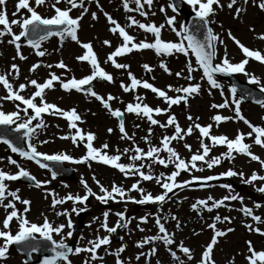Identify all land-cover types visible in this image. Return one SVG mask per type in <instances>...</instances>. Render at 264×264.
I'll list each match as a JSON object with an SVG mask.
<instances>
[{"label":"snow or ice","instance_id":"obj_1","mask_svg":"<svg viewBox=\"0 0 264 264\" xmlns=\"http://www.w3.org/2000/svg\"><path fill=\"white\" fill-rule=\"evenodd\" d=\"M89 2H95L97 8H100L99 0H89ZM184 3L191 6L194 12V26H189L186 23H181L179 27L175 24V16H167L164 6H161L159 11L165 14V21L160 25H156L153 22L142 23L137 20L133 15L126 17L127 24L122 26L116 19H114L107 12H103L106 22L109 24L108 31L117 35L120 42L105 58L104 63L111 65L116 70H123L129 83L125 84L123 81L119 82V88L124 93L130 91L135 93L137 88L149 90L155 95V97L161 100L166 106L161 108L159 106L151 107L144 102L142 95H134L133 101L125 104L123 111L120 108H113L111 102L117 101L123 103L119 97L113 96L111 93L101 95L94 90L93 81L107 82L108 84L115 83L113 75L104 70L101 67L96 53L93 50L91 41L82 42L78 37V30L80 28V20L84 14L88 12V8L85 7V0H52L51 4H48V0H16L14 7L15 11L11 14L12 19L9 20L6 9V0H0V38L9 37L7 43L14 46L16 55L12 57L15 60L17 57L20 60L26 59L21 54V41L22 38L26 42L27 46L34 50L37 57H44L47 55V50L42 48V42L48 40L50 37H57L59 43L62 46L66 39H70L75 42L83 51L82 54L77 55L75 60L78 63H87L90 72L88 75H84L81 78L73 76H66L65 73H71V69L64 63L63 60L53 64L42 65L40 62L34 63L30 66L29 72L36 71L39 67L43 66L48 69L53 67L62 70L61 75H56L54 72H49L48 77L43 82H37L36 79L28 80L26 78L25 83H20L14 88L13 84L9 81L8 76L11 75L14 78L19 77V67L17 64L12 63L9 67V71L6 74H0V85L6 91L4 96H0V101H11L15 104L16 110L5 112L0 110V126H5L6 129L21 133L19 137L26 144L25 147L17 146L11 139L8 138L7 132L0 133V142L7 146L12 153L18 154L19 157L24 160L35 163L40 169H45L50 173V179L37 180L26 168L22 167L17 160L12 159L11 156L7 157V163L17 168L15 173H9L0 169V208H3L5 215L0 220V261L8 258L9 248L13 245L19 246V250L26 254V259L22 261V264H29V260L34 253L40 252L41 249H45L49 252V255H44L40 259L39 264H72L71 256H79L81 253L87 254L82 261V264H94V262H102L103 256L98 254V250L104 247V251L107 255L115 257V264H126L121 259V254L125 251L126 245L117 247L114 251L109 252L108 246H110V236L117 232L118 228H127L129 219L126 217L124 211L114 213L118 219L113 226H109L108 217L110 215L109 210H105L101 217H94L93 222L100 220L99 228L103 229L106 233L103 236L97 234L94 239H89L85 246L79 245L72 247L69 246L66 241L73 237V221L71 216L73 214H79L86 210V201L89 197H94L96 201L101 204H107L109 201H124L131 200L136 204H156L161 205L169 198V193H172L174 189L184 188L190 185L193 181H211L218 179L216 176L198 177L191 176L190 180L178 181L177 177L180 173L195 171H203V167H198L197 162L206 166L208 169H212L214 166L221 164L222 160L227 159L231 161L234 159L233 153L242 154L250 158L252 161H256L260 164L261 169H264V160H261L259 156L253 154L250 149L252 145L245 143L246 137L252 138V144L264 149V127L260 125H253L248 119L241 113L240 105L245 99L248 93L242 94L237 98L238 89L235 85L229 87V98H225L220 104L210 105L213 109H225L232 107L234 116H224L220 114L213 115L211 120L215 125H219L222 122L229 120L242 121L250 131L245 133L239 132L234 138L229 139L226 135H213L211 129L213 124L201 126L199 123L192 122L186 128H181L174 114L170 112L173 105H181L183 103L187 107V103L190 97L198 95L201 90V84L199 82L191 83L194 79L193 73L199 71L201 73L200 80L205 81L209 86V95H211V89L220 90L221 96L224 95L222 85L218 83L216 74H223L230 76L232 74H243L247 78V82L251 85L259 87V91L264 93V85H261L259 77L254 74H250L246 71L245 66L249 63V59H252L260 64L264 65V54L260 50H250L243 45L238 39L232 36L231 32L227 33L229 39L238 47L242 53L244 59L237 63H232L228 58L226 46L223 55L220 56L217 61V43L223 45L224 41L220 38L219 34L213 32V29L209 26L212 21L210 17L215 15V8H222L225 5L220 4V0H183ZM237 0H228L227 8L233 9ZM63 3L65 7L62 9L58 5ZM122 8L126 13H138L141 17L147 18L149 12L145 11V6L149 9L153 4V0H121ZM130 3L135 7H130ZM243 3L247 4L248 0H243ZM256 4V0H253ZM47 5L53 12L50 16H42L36 9ZM262 11H264V0H259L256 4ZM173 13L177 12L175 0H170L167 5ZM74 9H79L80 13L76 17H72L70 13ZM21 10L27 13V15H20L17 18V14L21 13ZM101 11H103L101 9ZM244 9L236 7L234 9V18L238 17ZM155 15V13H151ZM92 20L97 19L95 12L91 13ZM12 26H18L19 31L14 32ZM167 28L178 37L176 41H165L162 39V29ZM138 28L143 33L151 34L152 41L146 39L136 41V38L129 34L126 29ZM253 31V29H249ZM197 33H200V38ZM260 40H264V34H260L258 37ZM3 40L0 39V43ZM102 44L106 47H111V42L107 39L102 41ZM143 50H152L158 57L171 56L174 54H182L187 59L185 68L181 71L172 73L167 67L163 59L160 60L158 67L168 75H175L177 78H183L188 81L186 86H172L167 85L164 89L155 87L153 83L148 80L138 79L129 69L130 65L127 63L117 62V58L123 57L133 51L140 52ZM191 57H194V64ZM195 65V66H194ZM146 73L151 74L153 68L145 63L141 66ZM154 80L155 77H152ZM54 82L59 84V87L66 93L75 91L76 93H83L87 97L93 98L100 103V105L107 111V113L118 121V131L120 133V139L129 141L132 145L130 148H125L122 151L115 149V154H108V144L103 143L99 148L94 147L93 141L96 136L93 132H84L78 127L77 122H83L80 114L76 109L70 108L64 110L53 103L46 102L45 92L46 90H53ZM31 87L34 90L28 97H25L21 93L26 88ZM173 92L176 95L170 96L168 93ZM38 98V103H37ZM18 102V103H16ZM261 108H264V100H255ZM31 110L32 115H29ZM23 113V117L21 116ZM133 114L137 118L146 120L149 124L147 129V135L141 137V140L147 145V150L139 147L135 143V133L129 135L125 128V114ZM43 114L59 116L67 121L69 129H74V134L69 136H62L61 139H70L74 146L83 144L85 148V154L79 158L65 153L58 152L54 154H48L38 151V144H46L49 141L40 140L37 143H33L32 140L36 136L39 129L47 127L44 122ZM167 114L166 120L162 123L155 116H163ZM188 121H193L191 115L186 117ZM198 119V118H197ZM264 121V117H261ZM33 121H36L33 124ZM14 126V127H12ZM152 126H158L161 129H168L171 127L173 132L171 135H163L158 145H153L150 140L152 134ZM135 128H139L138 124L134 125ZM112 128H108L107 132L111 133ZM194 131L198 132L199 148L196 152H192L191 145L183 143V147L189 152V158L185 160L181 158L180 154L174 147L170 146L173 141L183 142L185 137L190 136ZM205 138L208 143H205ZM216 146H225L226 151L219 156H211L210 152ZM161 152L166 153V157L161 155ZM131 153V154H129ZM127 156L129 163H121V157ZM2 159V158H0ZM91 161L101 163L109 166L115 170H118L126 178L129 176L138 177L136 182L132 183L130 188L124 189L123 186H118L113 182L109 188L104 187L99 180L92 177L93 181L98 187L99 194L94 192L88 183L83 179L80 180V184L83 187L84 194L66 193L64 196H59L55 191L47 189L45 186L51 183V180H55L58 171L54 170L47 162H55L57 164L63 162H70L73 164H85ZM173 165V170L169 174L163 172L157 174L153 173V167L155 165H161L168 168L169 165ZM90 166V164H89ZM239 175L242 182L245 184H252L255 181L264 182V175H258L253 171L251 175L244 179L243 172H235L231 168L219 174L223 177H232ZM20 179H26L32 182V185L37 189H44L45 199L51 197L50 208L55 211L58 205H64L67 202L72 203V208H64L60 211H55L56 216L65 217V223L53 225L46 216L43 217L42 223L31 222L26 213L30 211L31 201L28 199H21L18 195L19 189L10 190L6 182L17 181ZM141 181H153L158 185L162 192L157 195H152L147 192L143 187H140ZM67 187V185H63ZM210 186L204 183L200 184V187ZM220 187L231 190V185L222 184ZM135 191L140 194V198L137 199L132 196H126L127 192ZM257 192L264 193V183L260 187L256 188ZM9 197L11 199H9ZM7 200V203H5ZM240 201L243 204V197L238 194H229L221 199H214L212 196H208L206 199H198L191 204V209L197 211L206 210L212 212L213 209L225 207L226 201ZM209 201L211 203L209 204ZM16 202H19L23 206L22 211L17 209ZM179 203V201H177ZM79 204L81 207L77 208ZM262 205L256 203L255 208H260ZM245 217H250L251 221L256 224L264 223V220L259 215H255L253 208L242 206L239 209ZM154 224L158 229L156 235L145 237L143 240L136 242L135 247L143 249L147 244H154L156 241H161L165 249L169 252L173 261L177 264H184V261L177 255V251H173L170 246L174 245L173 234L169 233L165 227V223L161 222L160 215H154ZM176 221V227L179 228V221L175 216L170 217ZM168 217H164L166 221ZM148 216H142L139 218L137 228L139 231H144L140 227V223H147ZM15 221L16 231L13 233L11 230V224ZM231 223L229 217L224 216L221 218L219 215L213 218V222L208 224L207 227L212 230L213 235L207 245L203 248L200 259L197 264H215L212 259V252L214 246L218 243V238L224 237L228 232H232L234 229L227 228L225 230H218L216 228L217 222ZM91 227V225H89ZM244 227L249 231L264 237V230L259 227H255L253 224H244ZM65 229L67 231L65 232ZM195 234V233H194ZM54 236H58L59 240ZM83 239V237H80ZM248 255L245 256L247 264H264V250H256L252 244V241H246ZM179 252L183 253L189 261L193 259L191 250L184 246L181 241L177 246ZM156 247L153 246L149 252L141 251L135 259L138 261L141 256L145 257V264H148V258L155 255ZM157 264H160L157 261ZM232 264V262H229Z\"/></svg>","mask_w":264,"mask_h":264},{"label":"rangeland","instance_id":"obj_2","mask_svg":"<svg viewBox=\"0 0 264 264\" xmlns=\"http://www.w3.org/2000/svg\"><path fill=\"white\" fill-rule=\"evenodd\" d=\"M170 0H153V4L149 9L145 6V11L149 12L147 18L141 17L138 13H133L132 15L142 23H149L153 22L157 26L164 23L165 21V14H162L159 9L161 6H164L165 13L167 16H175V24L177 27L181 23H183L184 16L181 13L175 12L167 7ZM52 0H48V4H51ZM228 0H220L221 5H225L222 8H216L215 5L213 7L215 10V15L211 16L209 19L212 21L211 27L213 32L219 34L220 38L223 39V45L217 43V61L219 60L220 56L223 55V52L227 50L228 58L232 63H237L244 59L242 53L238 49V47L233 43L231 39H229L227 33L230 31L232 36L238 39L243 45L248 47L250 50H260L262 54H264V40H260L257 37L260 34H264V11H262L256 4L259 3V0H256V4L253 3V0H248V3H243V0H237L236 5L233 6V9H229L226 7ZM186 4V3H185ZM100 8H97L95 2H89L86 0L85 7L88 8V12L84 14L83 20L80 21V28L78 30V37L82 42H89L91 41L93 50L97 55V58L100 62L102 68L105 71L111 73L113 76L119 74L121 81L125 84L129 83L127 79V75L123 70H116L111 67L110 63L105 64L104 60L106 56L113 51V49L117 46L120 42L117 35L111 34L109 29V24L106 22V18L103 15V12H107L111 15L114 19H116L122 26H126L127 19L126 12L122 8L121 0H99ZM62 9L65 7L63 3L58 5ZM187 8L192 10L191 6L187 5ZM130 7H135L130 4ZM236 7H240L244 9L240 13V15L234 18V9ZM101 9L103 11H101ZM42 16H50L47 13H51V9L47 7V5L43 7H38L36 9ZM14 12V11H13ZM95 12L97 15L96 20H92L91 13ZM71 13H73V17L79 15L80 10L74 9ZM151 13H155L152 15ZM27 15L24 10L21 13L17 14V18L20 15ZM10 20V19H9ZM14 32H18V26H12ZM135 28V27H134ZM130 28L126 29L129 34L133 35L136 38V41L146 39L147 41H152L153 37L151 34L147 36V38L138 37V30L137 28ZM249 29H253L250 31ZM145 34V33H144ZM109 40L111 42V47H106L102 44L103 40ZM162 39L165 41H176L178 40L174 33H172L167 26L162 29ZM42 48L47 50V55L44 57H37L34 53V50L31 49L24 40L21 41V54L26 57L24 60H20L18 57L13 60L12 57L16 55L14 46L9 45L8 49H5L4 55L0 58V74H6L9 71V67L12 63H15L19 67V77L14 78L13 76L9 75L8 79L13 84L14 88L17 87L20 83H25L26 78L28 80L36 79L37 82H43L47 77L49 72H54L56 75H61L62 70L57 69L55 67L48 69L46 67H39L34 72H29V68L32 64L40 62L42 65L45 64H55L60 60H63L64 63L70 68L72 71L71 73H65L66 76H75L76 78H81L84 75H88L90 72L89 66L87 63H78L75 60L77 55L82 54V49L75 43L69 39H66L61 46L59 43V39L57 37H51L48 40L42 42ZM163 59L167 65V67L171 70L172 73L177 71H181L185 68V64L188 58L183 56L182 54H174L171 56H156L152 50H143L140 52L133 51L130 54H127L123 57L117 58V62L119 63H127L130 65V71L141 80H148L150 83H153L155 87L164 89L167 85L172 86H186L188 81L183 78H177L175 75H168L164 73L159 67L160 60ZM194 64V57H191ZM149 64L153 68V72L151 74L146 73L143 68L141 67L143 64ZM195 66V65H194ZM246 71L250 74H254L255 76L259 77L261 85H264V65L260 64L259 62L255 61L254 67H251L249 70L248 68ZM201 73L199 71L193 73V81L191 83L199 82L201 84V90L198 95L194 97H190L187 103V107L183 103L181 105H173L170 109V112L175 115L178 123L180 124L181 128H186L190 123L195 122L199 123L201 126L213 124L211 129V134L213 135H226L229 139H232L237 134V130L241 133H247L248 127L242 122H235L229 125L226 122L220 123L218 126L211 120V117L216 114H226L229 111L234 114L232 111V107L225 108V109H213L210 107L212 104H220L223 102L225 98H229V84L217 79L218 83L222 85L224 95L221 96L220 90L218 89H211V95H209V86L206 84L205 81L200 80ZM152 77H155L153 80ZM240 79L247 81V78L240 74ZM94 90L97 91L101 95H106L111 93L113 96H117L120 98L123 103H119L117 101H112L113 108H120L122 111L124 109V104L129 102H134L133 97L134 95H142L145 99L144 102L147 103L151 107L159 106L161 108L165 107L166 105L159 99H157L153 93L149 90L145 89H136L135 93L129 92L128 94L122 93V90L119 88V84H108L107 82H97L93 81ZM256 86V85H255ZM258 87V86H256ZM34 89L28 87L25 89L22 95L28 97ZM143 91H148L147 93H142ZM6 94L5 89H1L0 87V96H4ZM170 96L176 95L173 92L168 93ZM238 98V96H237ZM45 100L46 102L53 103L58 107L68 110L70 108H75L78 114H80L82 118V123L77 122L78 127L81 128L84 132H93L96 136V139L93 141L94 147L99 148L103 143L108 144L107 152L108 154H115V149H120L122 144V148L125 145V148H129L131 143L126 140H121L120 133L118 131V121L111 117L105 109L99 110L98 103L95 99L87 97L83 93H76L75 91H71L70 93L64 92L60 87L59 84L54 82L53 90H46L45 92ZM38 103V98H37ZM241 113L248 119L253 125H260L264 127V121L261 120V117H264V108H261L259 105H254L250 103H245L242 101L240 105ZM0 110L5 112H10L16 110L15 104L11 101H0ZM29 115H32L31 110ZM102 114H105L102 115ZM191 115L193 121H188L186 117ZM22 116V113H21ZM167 114L163 116H155L156 119H159L162 123L166 120ZM23 117V116H22ZM198 118V119H197ZM43 119L47 127L41 128L38 130L36 136L33 138L32 142L37 143L40 140H47L49 141L46 144H38V151L54 154L58 152H65L63 151L64 148L67 149H79L82 144L79 146H74L71 143L70 139H61L62 136H69L74 134L75 130L71 129L70 133L66 129L67 121L59 116H52L43 114ZM125 128L129 135L135 133V143L141 148L147 150V145L140 139L137 138L141 135L144 137L147 135L148 125H144L142 119L137 118L133 114H125ZM35 124V123H33ZM138 124L139 128H135L134 125ZM108 128H112L113 131L111 133L107 132ZM173 129L168 131V135H171ZM198 135V132H196ZM206 139V138H205ZM150 140H152L150 136ZM124 142V143H122ZM197 142V138L195 136L185 137L183 142L173 141L170 146L174 147L175 150L180 154L181 158L185 157L183 154L188 153V151L182 146L183 143H187L191 145V147L195 146ZM245 143L252 145L250 151L259 156L261 160H264V149L260 148L252 144V138L246 137L244 140ZM153 145H158L156 142H151ZM205 143H208L206 140ZM63 148V149H62ZM226 148L225 146H216L210 152V156H219L222 150ZM198 148H192V152H196ZM84 151H81L82 156L85 154ZM131 154V153H130ZM11 156L12 159L17 160V162L24 168H26L33 176L36 177L37 180H46L50 179V173L45 169H40L35 163L31 161L24 160L23 158L19 157L18 154L12 153L10 149L7 148L6 145L0 143V169L7 171L9 173H15L17 168L13 165H9L7 163V157ZM78 157V158H79ZM186 160V159H185ZM121 163H128L127 156H122ZM66 165H71L73 163L65 162ZM90 164V166H89ZM223 166L218 171L222 173L229 168L233 171L243 172L244 175L250 176L253 171L257 172L260 175V171L263 170L260 167V164L256 161L250 160L249 157L237 154L234 159L231 161L227 160L225 163H222ZM157 168V167H156ZM165 169V168H164ZM168 169L171 171L173 170V165H171ZM261 169V170H260ZM76 170V178L75 180H68L66 178H56L55 180H51V183L46 185L47 189L55 191L59 196H64L66 193H73V194H84L83 187L80 184V180L83 179L92 188L94 192L99 194V190L95 182L93 181L92 177L95 176L97 180L100 181L104 187L109 188L110 185L115 182L118 186H126V183L131 181V179L135 178V176L125 177L121 174L118 170H115L109 166L103 165L101 163H97L95 161H91L86 164H77L75 165ZM117 171V172H116ZM264 171V170H263ZM113 172V173H111ZM153 173L155 174V169H153ZM188 172H181V174H187ZM117 174V178L115 175ZM191 174H197V171L192 170ZM263 175V173H262ZM194 176V175H193ZM212 176V175H210ZM191 177L182 179L179 181L190 180ZM136 181H132L134 183ZM10 190L19 189L18 195L21 199H28L31 201L30 204V211L26 213L27 218L31 221L36 223V218L40 220L42 223L43 211L46 205H49L51 201V197L45 199V192L44 189H37L34 186H28L19 181H11L6 182ZM148 188L147 192H152L154 187L156 188V184L153 181H147ZM198 183V181H197ZM204 183L205 187H200V184ZM222 184H229L233 185L232 183L226 181L223 176H219L218 181L216 182H208V181H200L198 184H194L192 186L195 187L194 193L187 195L184 197L181 194H178L177 197L174 196L173 199L168 200L167 206L165 209L169 214L175 216L178 221H181L182 215L187 208H191V204H193L198 199H206L208 196H212L214 199L219 197L220 199L223 197L219 194H216V190L214 188L218 185ZM63 185H67L64 187ZM190 187L189 185L184 188H179L181 190H186ZM235 189V186H234ZM131 195H135V192H130ZM238 194V193H233ZM262 194V193H260ZM249 194L243 196V204H245L244 200L246 197L249 198ZM263 195V194H262ZM261 196V195H259ZM9 199H11L9 197ZM179 201V203H177ZM233 201V200H232ZM232 201H226L225 207H220L217 209L216 213L209 214V218H207L203 224L195 228H185L183 230L184 233L181 231L178 236L176 235L175 231L172 230L171 234H173L174 245L170 246L173 251H177V255L180 257L184 263L187 264H197V261L200 259L201 253L203 248L207 245L210 241L213 232L211 229L207 227L208 224L213 222V218L219 215L221 218L227 216L230 218L231 223L228 222H217L216 228L218 230H225L227 228L234 229L232 232H228L224 237L218 238V243L214 246L212 252V259L215 261V264H247L245 256L248 255L247 252V245L246 241H252V244L256 250H264V237L259 236L256 233L249 232L245 227L244 224H253L255 227H259L264 230V227L261 224H256L255 222L251 221V218L248 217L245 219L244 215L240 214L235 207L241 204L240 201H236L235 203H231ZM258 201L260 203L264 202V197L259 198ZM118 201H109L107 204H101L95 200L94 197H90L88 201H86V210L85 212H80L78 215L73 214L71 219L73 221V238L68 239L66 242L72 243L74 246H85L89 239H94L97 234L100 236L105 235L103 229L99 230L97 233V229L99 228L100 220H96L93 222L94 217H101L102 213L105 210L110 211V215L108 217V224L109 226H113L118 217L114 215V213L119 211H124L126 217L129 219L128 227L125 228H118L116 233H113L110 236V246H108V251L112 252L117 247L126 245L125 251L121 254V259H123L126 264H145V257L141 256L140 259L137 261L135 256L141 252H149V250L155 246L156 253L153 256L148 258V264L153 260L154 262L160 261L161 264L165 263V258H171L169 252L165 249L163 243L161 241H156L154 244H147L141 248L135 247L136 242L143 240L145 237L154 235V231L158 230L154 224V215H156L155 204L147 205V207L139 206L136 208V212L134 209H130L132 205L135 203H131V205H123L117 204ZM7 203V200H5ZM60 209H71L72 203L67 202L64 205H58ZM17 209H23V206L16 202ZM77 208L81 207V205L77 204ZM127 211V212H126ZM201 211V210H200ZM199 214L197 211L192 210V213L195 215L202 216L204 212H200ZM153 212V214H152ZM253 212L255 215H259L262 220H264V207L255 208L253 207ZM5 215V211L3 208H0V220L3 219ZM148 216L147 223H140V227L144 229V231H139L137 228V224L139 223V218L142 216ZM153 215V216H152ZM158 215V214H157ZM81 216L84 217V226L79 224V220ZM240 220V225H236L235 220ZM65 223V218H64ZM162 222V218H161ZM91 225V227H89ZM11 230L13 233L16 231V223L15 221L11 224ZM205 230V231H204ZM67 229L65 230V232ZM195 233V234H194ZM116 236L118 239H116ZM181 236V237H180ZM80 237H83L81 239ZM57 240H59L58 236H55ZM75 240L73 242L72 240ZM183 242L184 246L188 247L191 250L193 259L189 261L187 257L184 256L183 253L179 252L177 249V245L180 242ZM98 254L103 256L102 262H94V264H115V257L112 255H107L104 251V247L98 250ZM8 258L6 260L0 261V264H22L23 258L20 254H18L12 247L9 248L8 251ZM87 254L81 253L79 256H71L70 259L72 264H82L85 256ZM166 256V257H165ZM165 257V258H164ZM150 259V261H149ZM189 263H188V262ZM177 263V262H176Z\"/></svg>","mask_w":264,"mask_h":264},{"label":"bare ground","instance_id":"obj_3","mask_svg":"<svg viewBox=\"0 0 264 264\" xmlns=\"http://www.w3.org/2000/svg\"><path fill=\"white\" fill-rule=\"evenodd\" d=\"M15 2H16V0H6V9H7V13H8V18L11 20L13 17H12V13H13V11H15V7H14V4H15ZM85 2H86V0H85ZM22 11V10H21ZM19 14V13H18ZM47 14H53V12H52V10H51V13H47ZM71 15L73 14V13H70ZM81 20H83V18L81 19ZM80 23V22H79ZM9 37H3V38H0V39H2L3 40V42L2 43H0V58L4 55V53L6 52L5 51V49H8V46H9V44L6 42L7 41V39H8ZM254 64H255V61L254 60H252V59H249V63L245 66V68L247 69L248 68V70L251 68V67H254ZM121 73V72H120ZM120 73L119 74H116V76H113L114 77V79H115V83H113V85L114 84H119V82L121 81V77H120ZM238 76V75H237ZM0 87H1V89H4L3 88V86L2 85H0ZM138 89H140V88H138ZM141 92L142 93H147L148 91H143V90H141ZM122 93H124L123 91H122ZM126 94H128V93H126ZM13 103V102H12ZM16 103H18V102H16ZM97 103H98V109L99 110H101V109H103V107L100 105V103L97 101ZM124 107H125V104H124ZM29 114H30V111H29ZM127 114V113H126ZM102 115H104L105 116V114H102ZM222 115H224V116H234V114H232V112L231 111H229L227 114H222ZM22 116H23V113H22ZM235 122H239L238 120H229V121H227L226 123H228L229 125H231V124H233V123H235ZM33 123H35V121H33ZM143 124L144 125H148L149 126V124H148V122L146 121V120H144L143 121ZM66 129L68 130V132H70L71 131V129H69L68 128V126L66 125ZM172 128L171 127H169L168 129H161V128H159L158 126H152V134H151V138H152V140H151V142H156V143H158V141H159V139L163 136V135H168V131L169 130H171ZM249 131H250V129H248ZM248 131V132H249ZM196 132L197 131H194L193 133H192V136H195L196 138H197V142H196V144H195V146H193V147H191V149L192 148H199V143H198V135H196ZM140 139H141V135L137 138V140L138 141H140ZM206 140L207 139H205V142H206ZM129 142V141H128ZM122 143H124V142H122ZM130 147H132V145H130ZM129 147V148H130ZM123 149H125V145H124V147H123ZM64 150H65V152H67L69 155H71V156H73V157H77L79 154H80V152L79 151H77V150H75V149H67V148H64ZM63 150V151H64ZM226 151V148H224L223 150H222V152L221 153H223V152H225ZM220 153V154H221ZM130 154V153H129ZM161 155L162 156H165L166 157V153H164V152H161ZM189 152L188 153H185V154H183V156L185 157V159L187 160L188 158H189ZM233 155H234V157L237 155L236 153H233ZM211 157V156H210ZM227 161V159H224V160H222V163H225ZM127 162L129 163L130 161L128 160V157H127ZM197 165H198V167H203V171H197V173L200 175V176H205V177H207V176H209V175H219L220 173L218 172V171H214V170H219L222 166H223V164H219V165H216V166H214L212 169L213 170H210V169H208L206 166H204V165H202L200 162H197ZM171 166V164L169 165V167ZM157 167V168H156ZM168 167V168H169ZM165 167H163V166H161V165H155L154 167H153V169H155V174H159V173H161V172H163V173H165L166 175H167V172L169 171V169L168 168H165ZM261 170V169H260ZM264 170V169H263ZM263 170H261L260 171V175H262V173H263V175H264V171ZM117 172V171H116ZM111 173H113V172H111ZM237 173H238V171H237ZM181 175H179L177 178H179ZM115 177L117 178V174L115 175ZM244 179H247L248 178V176H246V175H244V177H243ZM138 179V177H135V178H133V179H131V181H129V182H127L126 183V186L124 187V189H128V188H130V186H131V184H132V181H136ZM225 180L226 181H228V182H230V183H232L233 185H232V187H231V190H228V189H225V188H223V187H220V185H218L217 186V188L215 187L214 188V190H216V194H219V195H221V196H226V195H229V194H233V193H238V195L239 196H241V197H243L244 195H246V194H249L248 196H249V198L248 197H246L245 198V200H244V202H245V204H239V205H237L236 207H235V210H237L240 214H242L243 215V213L242 212H240L239 211V209L242 207V206H247V207H249V208H253L254 207V205L256 204V203H259V204H261L262 206L261 207H264V202H262V203H260L259 201H258V199L259 198H263L264 197V193H262V194H260V192H257L256 191V188H258V187H260L261 186V184L262 183H264V182H262V181H255V182H253L252 184H245V183H243L242 182V179H241V177L239 176V175H237V176H232V177H225ZM212 181H216V179H214V180H212ZM140 187H143L145 190H147V188H148V183H147V181H141V184L139 185ZM234 186H235V189H234ZM133 192H135V191H133ZM152 192H153V195H157V194H159L160 192H162V189L158 186V185H156V188L154 187V189H152ZM136 193V195L137 196H140V194L139 193H137V192H135ZM192 193H194V190L193 189H190V190H181L180 191V194L182 195V196H184V197H186L187 195H189V194H192ZM259 195H261V196H259ZM216 199H220L219 197H217ZM236 202V200H233L231 203L233 204V203H235ZM211 203V201H209V204ZM49 205H50V203H49ZM49 205H46V207H45V209H44V211H43V215H45L47 218H48V220L55 226V225H58V224H61V223H64V218L65 217H63V216H56L55 215V211H60V210H62V209H60L59 208V206H57V208L55 209V211L53 210V209H51L50 208V206ZM164 205H165V203L163 202L162 204H161V208L163 209V207H164ZM234 205V204H233ZM192 210H190L189 208H187L185 211H184V213H183V215H182V218H181V223H180V225H179V228H177L176 227V221H174V220H172L170 217L171 216H168L167 215V212H163L162 213V216L163 217H168V219L165 221L166 222V226H167V228H173V230L175 231V233H176V235L178 236V233L180 234V232L183 230V229H185V228H195V227H198V226H200L201 224H203V222L207 219V218H209V214H214V213H216V211H217V209H213V211L212 212H208V211H206V210H201L200 212H204V215H202V216H199V215H195V214H193L192 212H191ZM245 217V216H244ZM248 217H245V219H247ZM164 219V218H163ZM235 222H236V225H240V220H235ZM253 222V221H252ZM36 223H40V220L39 219H37L36 218ZM262 226L264 227V223L262 224ZM66 230V229H65ZM167 231L169 232V231H171L170 229H167ZM185 231H188V230H183L182 232L184 233ZM205 231V230H204ZM181 237V236H180ZM166 257V256H165ZM164 257V258H165ZM165 260H166V264H176V261H173L172 260V258H165ZM169 262V263H168ZM153 264H157V262H154Z\"/></svg>","mask_w":264,"mask_h":264},{"label":"water","instance_id":"obj_4","mask_svg":"<svg viewBox=\"0 0 264 264\" xmlns=\"http://www.w3.org/2000/svg\"><path fill=\"white\" fill-rule=\"evenodd\" d=\"M1 127V126H0ZM4 132H7V136H8V138L9 139H11L17 146H19V147H23V140L22 139H20V138H14L13 136H11L9 133H8V131L6 130V129H3V128H0V133H4ZM52 167H53V169L54 170H57L58 171V174H65L63 171H62V169H61V167H59V166H55V165H52ZM67 174V173H66ZM68 175V174H67ZM17 249L19 250V246H17ZM38 254H39V261H40V259H42L43 258V256L44 255H49L50 253L49 252H47L45 249H41V251L40 252H37ZM25 254V253H24ZM25 256H26V254H25ZM39 261L37 262V264H39Z\"/></svg>","mask_w":264,"mask_h":264}]
</instances>
